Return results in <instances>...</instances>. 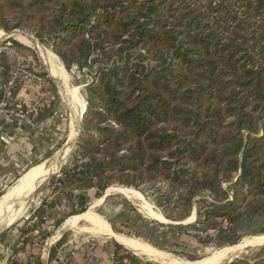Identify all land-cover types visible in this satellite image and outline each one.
<instances>
[{"label": "trees", "instance_id": "obj_1", "mask_svg": "<svg viewBox=\"0 0 264 264\" xmlns=\"http://www.w3.org/2000/svg\"><path fill=\"white\" fill-rule=\"evenodd\" d=\"M14 30L49 46L67 73L97 66L85 87L83 138L52 195L96 199L114 183L153 188L175 207L171 221L187 219L193 200L208 197L195 201L188 225L149 227L122 215L138 239L164 249L190 232L216 248L264 234V0H0V31ZM9 73L5 66L2 85ZM37 212L30 229L17 228L22 241L11 257L31 245L28 232L46 239L42 206ZM112 245V264H155ZM31 259L26 264H41L39 255ZM226 264H264V245Z\"/></svg>", "mask_w": 264, "mask_h": 264}, {"label": "rangeland", "instance_id": "obj_2", "mask_svg": "<svg viewBox=\"0 0 264 264\" xmlns=\"http://www.w3.org/2000/svg\"><path fill=\"white\" fill-rule=\"evenodd\" d=\"M7 34L8 33H4L3 31H0V42L3 41L4 39H6V37L8 36ZM19 35L20 36H22V35L28 36L29 35L28 36L29 38L33 37L37 42L35 40L34 41L37 43V45L40 48L44 49L45 51H47L51 55L55 56L57 58V61L62 65V63L58 59V57L53 54L50 47L47 45H42L32 35L31 32L19 31V32L10 34V36L14 40L10 39V40H6V41H3L0 43V53H4V56L0 55V95H1L0 97L2 99L3 88L5 86V84L2 85L1 72L3 71V68L5 66H7L10 69V73L7 76V78H8L7 81L11 78L14 81L12 97L6 101L8 107H9V105L11 106V108H14V109H16L17 106L23 107V109L26 107L24 104L18 102V101H20L18 99L19 95H20V98L25 97V95H26L29 99V100H27L28 101L27 104H29L28 107H35L37 109V113L39 111L46 109V107L53 102L56 105L53 111H55L56 116L58 113L59 116L57 117V119L60 120V122L57 125L58 126V142H57V144L51 150L44 153L42 161H39L37 163H33V166L29 167L27 170L25 169L26 171L24 173L20 172L21 175H17L16 177H14L11 180L10 183L5 185L1 191V193L3 195L5 194V192L9 188L14 186L16 184V182L21 177H23L25 174L30 172L32 168L39 166L40 164L45 163L48 160L52 159L54 154L62 148H67L68 151L66 150L65 151L66 153L64 152L65 155L64 154L62 155V157L64 156V158H63L64 161L61 164V166H62L61 170L64 166L68 165V163L70 164L71 158L73 156V152L75 151L72 148L73 141L76 139V137H77V135L81 129H82V131H81L80 140L83 138L82 132H85L84 131L85 122L83 123V118H82V122H81V113L84 111V107L86 109V100H85L86 89H85V87L87 84H89L93 80V77L96 74L95 69L97 68V66L94 65V67L92 69H84L82 72H80L81 74L77 71L70 74V73L66 72V70L64 69V67L62 65L64 71L66 72V74L68 76V79H69L68 85H69L70 89L72 87L77 88L75 95L73 94L74 101L75 100L78 101V103H80V105H81V103L83 104V107L81 109H80V105H78V103L75 104V107H73V103L69 104V102L64 101V99H61L63 93L60 91V87L57 85L56 81L49 74L47 65L44 64V61L41 58V56L31 47L20 43L17 40ZM11 41H15L16 43L22 45V47L16 46L15 44H12ZM27 47H29V48H27ZM69 110H70V115H69ZM71 113H72V115H71ZM74 114H76V115H74ZM79 114H80V116H79ZM56 116H55V118H56ZM71 116L73 118H71ZM75 117L77 119L74 120ZM72 119H73V121H72ZM77 120H78V122H80V125H79V123H77ZM68 123H69V128H67ZM82 124H83V127H82ZM72 131H73V135L71 133ZM260 134H261V130H259L258 135H260ZM67 136H68L69 141L72 143L70 144V142H69V144L67 146H64V143L67 140ZM71 148H72V150H71ZM70 150H71V152H70ZM52 170L54 171V170H56V168L52 167ZM61 170L59 172H57L58 170H56L57 174H55V175H54V173H56V172L52 171L53 176L51 175L49 178H47V180L43 184L42 183L39 184V188L34 193V195L32 197V201L27 203V205H26L27 207H25L26 209H25L24 216H22L23 218L22 219L19 218L20 220L18 219L19 221L17 220L18 222L17 223L15 222L16 224H14L8 230H6L5 232L0 234V242L5 240V243H6L7 238H12V236L14 235L15 243L18 245L21 244L22 240L21 241L18 240L19 234L17 232V228H23V230L30 229L37 221L38 217L35 218V216H37L36 212H37L38 208L41 206L46 207V205H48V202H51L55 198L56 195H52V189L55 185L54 179H56L60 176ZM47 174H48V172H47ZM228 185H229V182L224 183L222 186L223 189L224 190L227 189ZM114 188L130 189V190L137 192L142 197L144 202H146L151 207H153L155 210L160 212L167 222L160 223V222L148 219L144 210H143V207H142L144 205V203L133 202V201L129 200L128 198H125L121 194H118L115 192L108 194V197L104 198V200L99 202V200L106 194L108 189H114ZM92 193L93 192H87L88 198H90L91 203L86 208V211L91 210L95 214L101 216L104 219V221L111 227V230L115 234H118L122 237L129 238V239H132L136 242L144 244L145 246H147V247H149V248H151V249H153L159 253L165 254V256H171V258H178V259L182 260L183 262L185 261V262H189V263L193 264V263L199 262V261L211 256V254L213 255L215 252H217L218 250H220L222 248L229 247V246H224V247H217L216 248L213 246V244H201L199 241H196L195 239L189 237L191 234V232H190V234H187L186 237L185 236L182 237V240L174 243V244H176L175 248H173V249L172 248L171 249L159 248V247H156L149 239H138L136 237L137 234L135 233L136 231H135L134 226L133 225H130V226L127 225V222L125 223L123 218H122V215L123 216L125 215V216L129 217L130 221H131L132 219L135 220L136 215H139L141 217V219L144 220L149 225V227L152 226V223H158V224L163 225V226L178 225V224H180V225L192 224L196 220V211L197 210H196L195 201L196 200L209 201V198L206 196H200V197H197L193 200L191 213L187 219H185L183 221H171V220L167 219L166 216L171 215V213H173V209H175V207L172 205V203L164 204L165 199H161V196H159V194H157L153 188L142 187L139 190H137V189H134L132 187H123V186H120L119 184L114 183L104 191L103 195L100 198H96V199L93 198L92 199L91 198ZM157 199H161V200H159L157 202ZM127 203H129V205L132 207L131 210H129L128 207L126 206ZM160 205H162V206H160ZM91 206H93V207H91ZM78 208L79 207H77V210H78ZM28 211H31V213H29ZM32 215H34L33 221L28 222L29 221L28 220L27 223L24 224L23 219L24 220L29 219V217H31ZM181 223H188V224H181ZM85 224L86 223H84V222H79L77 224V227H79V226L80 227L81 226L86 227ZM163 229H164L163 227H160V230H163ZM65 231H66V233L63 234V237H62V238H64V240L60 244V246L61 247L63 245L65 246V249L63 250V252H65V259L66 260L69 259L67 261L68 264H78L77 259H75V261L70 260V257H74V256H71V254H76V253H79L80 255L83 256V258L79 262L80 264H93V263H96L95 261L97 259H98L97 262L100 261V262H102V264H109V263L112 264L113 250H114L112 242L114 241V239H112L111 237H94V236H91L88 234L80 233L78 229H73V230L69 229V230H65ZM37 233H38V230L28 232V237L32 238L31 245L27 246L26 249H24V251H21L20 253H18L14 257H11V254H12L11 253L9 258L13 261H17V264L18 263L26 264L27 261H32V262L34 261V259H31V256L34 257L36 255H39V257H41L42 252L44 250L43 249L44 241H42L41 237H39L37 235ZM262 235H264V234H262ZM262 235H257V236H262ZM257 236H244L238 243H240L244 239H249V238H253V237H257ZM85 242L93 243V245H94L93 249L89 251V249H88L89 246ZM237 244H235V245H237ZM262 244H264V243H262ZM235 245H232V246H235ZM55 246H54L55 248L50 250V252L47 256L45 255L43 257L44 261L50 257L52 259L54 258L53 264H56V258H55V257H57L56 251H57V249H59L60 246L59 245H55ZM255 247H257V246L244 247L236 255H234L233 257H231L228 260H226L222 263H219V264H226V263L232 261L233 259L250 255L253 251L256 250ZM99 252L101 253V254H98L99 258H95V257H97L96 254ZM139 257L143 261H149V262H152L155 264H162L160 258L153 259V258H149L146 256H139Z\"/></svg>", "mask_w": 264, "mask_h": 264}, {"label": "crops", "instance_id": "obj_3", "mask_svg": "<svg viewBox=\"0 0 264 264\" xmlns=\"http://www.w3.org/2000/svg\"><path fill=\"white\" fill-rule=\"evenodd\" d=\"M18 99L20 100L18 102L28 107L29 104H27L28 103L27 100L29 99L26 95L25 97L22 98H20L19 95ZM55 116H56L55 111H52L50 114H48V116L44 120L33 123L28 121L17 120L10 115L0 114V193L2 191V188L8 183H10L14 177H16L17 175H21L20 172L24 173L29 167L33 166V163L42 161L44 153L51 150L57 144L58 142L57 125L60 122V120L57 119V117L59 116L58 113L56 118ZM106 197H108V195L105 194L99 200V202L104 200V198ZM90 203H91L90 198H88L87 193H81L75 191L70 194L56 195L51 202H48V205H46V207L42 206L40 225L43 232L47 234V237L44 240V245H43L44 250L41 256L42 258L40 257L41 264L54 263V258L52 259L49 257L44 261L43 257L45 255L47 256L50 250L56 247L55 245H57V243L62 239L63 234L66 233L65 230H69V229L79 230L81 228L79 232L84 233L81 231L82 228H84V226L77 227V224L79 222H84L82 219L79 218L86 212L79 215L66 217L65 219L62 220L60 224H57V222L60 219H62L66 214L76 211L77 207L80 208L81 205L88 207ZM36 214L38 216V212H36ZM37 216H35V218H37ZM99 217L102 220H104L101 216ZM67 222H73V225L69 226ZM85 225L87 226V224ZM114 241L116 242L115 239ZM14 244H15L14 235L12 236V238H7L6 243L5 240L0 242V264H7V260L13 251ZM121 246L123 245L121 244ZM124 248L129 252H131V250L128 249L127 247ZM58 251L59 249H57L56 255ZM98 254L101 253L100 252L97 253L96 254L97 257L95 258H99ZM71 256L74 257H70V260L75 261V259H77L78 264H80L79 262L83 258V256L80 255L79 253L71 254ZM68 260L69 259H67V261ZM97 260L95 261L96 263L93 264H102V262L100 261L97 262ZM56 264H57V260H56Z\"/></svg>", "mask_w": 264, "mask_h": 264}, {"label": "bare ground", "instance_id": "obj_4", "mask_svg": "<svg viewBox=\"0 0 264 264\" xmlns=\"http://www.w3.org/2000/svg\"><path fill=\"white\" fill-rule=\"evenodd\" d=\"M17 40L20 43L34 49L41 56V58L44 61V64L47 65L49 74L56 81L57 85L60 87V91L63 93L62 95L63 98L61 97V99H64V101L69 102V104L73 103V107H75V104H77L78 101L76 100L74 101L73 94L75 95L77 88L72 87L70 89L68 85L69 83L68 76L66 72L64 71L62 65L57 61V58L51 55L50 53H48L47 51H45L44 49L40 48L37 45V43L31 38H29L28 36L19 35ZM78 105H80V103H78ZM82 107H83V104L81 103L80 109ZM71 118L73 117L71 116ZM75 119L77 118L75 117L74 120ZM77 123H79L80 125V122H78V120H77ZM71 133L73 135V131ZM66 150L67 148H62L58 150L54 154L52 159L48 160L45 163L40 164L39 166L32 168L30 172H28L23 177H21L16 182V184L12 186L11 188H9L5 192V194L0 198V218L3 219L5 214L12 212V214L9 215L10 217H9L8 225L11 223H14V221H17L19 218L24 216L26 208L24 209L25 203L23 199L26 196H28L29 193L33 191V189L38 187V185L42 183L45 178L46 179L49 178L53 172H56V170H58V168L61 166V164L64 161L63 159L64 156L62 157V155L64 154ZM52 167H55L56 170L53 171ZM112 192L122 194L124 197L128 198L129 200L133 202L144 203L142 207L148 219H151V220H154L160 223L167 222L164 219L163 215L157 210H155L153 207H151L149 204L144 202L142 197L137 192L130 190V189L114 188V189H108V191L106 192V195ZM18 201L20 202L18 203ZM12 207H13V211L11 210ZM79 219H82L87 224L86 227L82 228L81 230L82 232L87 233L89 235H93L95 237H111L112 239H115L116 241L121 243L124 247H127L128 249H130L131 252L136 255L146 256V257L153 258V259L160 258L162 264H182V263L192 264V263L185 262V261L183 262L182 260L178 258H171V256H165V254L159 253L141 243H137L133 240H130V239H127V238H124V237H121L115 234L111 230L109 225L104 220H102L99 216L94 214L92 211H86V213L83 214ZM67 224H69V226H72L73 222H67ZM262 243H264V235L249 238V239H244L235 246H229V247L222 248L218 250L217 252H215L213 255L211 254V256L199 262L193 263V264H219L233 257L234 255H236L244 247L259 246Z\"/></svg>", "mask_w": 264, "mask_h": 264}, {"label": "built area", "instance_id": "obj_5", "mask_svg": "<svg viewBox=\"0 0 264 264\" xmlns=\"http://www.w3.org/2000/svg\"><path fill=\"white\" fill-rule=\"evenodd\" d=\"M13 85L14 81L13 79H9L3 88V95L2 99L0 100V114L2 115H10L14 117L17 120L21 121H28L33 122V120L36 117L37 109L35 107H25L22 109L20 106H17L16 109L11 108V106L7 105L6 101L9 100L12 97V91H13ZM88 244L89 251L93 249L94 245L93 243H86ZM65 249V246L59 247V251L57 252V264H68L67 260L65 259V252L63 250ZM21 264V263H18Z\"/></svg>", "mask_w": 264, "mask_h": 264}, {"label": "water", "instance_id": "obj_6", "mask_svg": "<svg viewBox=\"0 0 264 264\" xmlns=\"http://www.w3.org/2000/svg\"><path fill=\"white\" fill-rule=\"evenodd\" d=\"M16 32H19L18 30H14V31H12V32H10V33H8L7 35V38L6 39H4L3 41H6V40H10V39H12V40H14L11 36H10V34H13V33H16ZM29 36V35H28ZM31 37V36H30ZM33 40H35L33 37H31ZM3 41H1V42H3ZM36 41V40H35ZM0 42V43H1ZM37 42V41H36ZM27 48H29V47H27ZM50 78V77H49ZM51 79V78H50ZM52 80V79H51ZM53 81V80H52ZM54 82V81H53ZM57 88V87H56ZM58 90V89H57ZM59 91V90H58ZM85 111H86V109H85V107H84V111L81 113V122H82V118H83V115H84V113H85ZM69 115H70V110H69ZM82 127H83V124H82ZM67 128H69V123L67 124ZM81 131H82V129L80 130V132L78 133V135H77V137H76V139L73 141V144H72V148L74 149V150H76L77 149V145H78V142H79V140H80V137H81ZM69 139H68V136H67V140L65 141V143H64V146H67L68 144H69ZM72 142H70V144H71ZM72 148H71V150H72ZM71 150H70V152H71ZM47 161V160H46ZM61 167L62 166H60L59 168H58V171L57 172H59L60 170H61ZM57 172L56 173H54V175L55 174H57ZM53 176V175H52ZM47 179L45 178L44 180H43V182H42V184L46 181ZM41 184V185H42ZM40 185V186H41ZM39 188V185H38V187H36L35 189H33V191L32 192H30L29 193V195L28 196H26L24 199H23V201H24V203H25V206H24V209H25V207H26V205H27V203H29V202H31L32 201V197H33V195H34V193L37 191V189ZM20 201H18V203H19ZM17 204V203H16ZM17 206V205H16ZM11 210L13 211V207L11 208ZM29 213H31V211H28ZM195 213V212H194ZM12 214V212L11 213H7V214H5V216H4V218L2 219V218H0V234L2 233V232H4V231H6L7 229H9L11 226H13L14 224H16L18 221H14V223H11V224H9L8 225V221H9V215H11ZM16 222V223H15ZM181 224H188V223H181ZM120 244V243H119ZM121 245V244H120ZM262 245H264V244H262ZM262 245H259V246H257V247H255V248H258V247H260V246H262ZM134 255H136V254H134Z\"/></svg>", "mask_w": 264, "mask_h": 264}]
</instances>
